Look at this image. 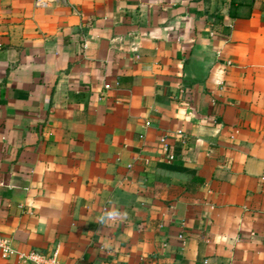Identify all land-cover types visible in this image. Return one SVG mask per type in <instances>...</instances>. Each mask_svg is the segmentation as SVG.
Listing matches in <instances>:
<instances>
[{
    "label": "crops",
    "instance_id": "obj_1",
    "mask_svg": "<svg viewBox=\"0 0 264 264\" xmlns=\"http://www.w3.org/2000/svg\"><path fill=\"white\" fill-rule=\"evenodd\" d=\"M0 238L264 264V0H0Z\"/></svg>",
    "mask_w": 264,
    "mask_h": 264
},
{
    "label": "built area",
    "instance_id": "obj_2",
    "mask_svg": "<svg viewBox=\"0 0 264 264\" xmlns=\"http://www.w3.org/2000/svg\"><path fill=\"white\" fill-rule=\"evenodd\" d=\"M66 0H34V6L37 9L48 8L52 5L65 3ZM177 135L182 136L180 131L177 132ZM161 149L166 156L167 162H171L174 159V156L169 151V145L167 144L166 137H163L160 140ZM0 254L1 257L7 259L16 254V251L10 246V244L0 238ZM58 252L57 250L53 252L51 256H46L38 253H30L27 256H23V259L29 264H60L57 259Z\"/></svg>",
    "mask_w": 264,
    "mask_h": 264
}]
</instances>
